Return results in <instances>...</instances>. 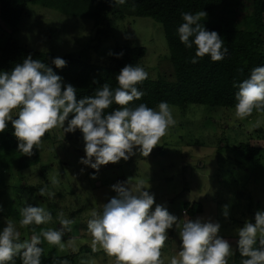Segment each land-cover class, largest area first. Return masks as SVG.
Instances as JSON below:
<instances>
[{"label":"rangeland","instance_id":"obj_1","mask_svg":"<svg viewBox=\"0 0 264 264\" xmlns=\"http://www.w3.org/2000/svg\"><path fill=\"white\" fill-rule=\"evenodd\" d=\"M43 1L27 6L14 34L0 22V49L13 41L36 52L74 56L84 62L106 66L114 48L142 47L145 55L139 66L148 72L147 79L166 77L172 81L173 67L159 23L132 14L110 13L107 16L108 38L97 44L91 21L44 7ZM236 1L230 0L215 8L203 19L205 24L250 31L244 17L252 16V0H239L240 6ZM170 108L176 123L148 157L136 152L127 161L121 159L116 164L101 166L98 172L79 162L85 157L79 129L66 134L60 128L50 131V139L38 148L39 164L20 172L15 169L0 172L3 182L0 185V230L11 221L21 233V242L30 240L41 230L59 228L56 217L63 211L67 219L74 221L71 232L65 233L64 241L75 238L79 250L62 252L58 246L43 241L41 245L46 256L73 255L72 264H81V261L112 264L102 250L92 252L87 221L94 210L99 211L102 204L116 195L112 185L130 179L133 184L143 181L146 187L150 186L147 190L154 194L155 202L165 205L171 214L181 219V223L197 216L219 221L220 235L230 241L234 254L238 239L236 229L243 226L246 219L254 223L256 211H264V123L254 127L258 119L264 122V113L253 112L246 119L238 120L234 116L235 109L197 105L186 109ZM17 111L13 112V117ZM239 144H250L259 149L256 167L247 166L236 155L234 148ZM52 177L59 180L55 187L51 183ZM45 186L55 192V198L50 200L38 195V190ZM185 203H200L203 212L190 217L184 212ZM29 204L45 207L53 220L21 228L20 210ZM225 204L230 205L227 220L222 216ZM178 232L175 226L169 230V238L161 250L165 264H169L171 257L179 251ZM233 260L232 255L229 264H233Z\"/></svg>","mask_w":264,"mask_h":264},{"label":"clouds","instance_id":"obj_2","mask_svg":"<svg viewBox=\"0 0 264 264\" xmlns=\"http://www.w3.org/2000/svg\"><path fill=\"white\" fill-rule=\"evenodd\" d=\"M125 3L126 0H114L115 5ZM181 15L183 23L177 29L180 42L189 49L193 45L196 47L190 62L195 64L206 55L213 62L223 60L228 51L223 39L200 23L207 13L203 10ZM116 55L119 58L123 54ZM51 63L56 68H63L67 61L56 57ZM147 78L148 72L143 67L126 65L115 78L118 87L114 90L104 83L94 96L77 99L74 85L66 84L51 67L29 54L11 71L0 72V133L11 122L13 135L18 140L17 151L32 156L33 149L42 145L46 133L56 128L62 129L64 134L79 129L85 152L79 162L96 172L109 163L116 164L121 159L127 161L136 152L148 157L176 121L167 102H160L158 110L145 104L135 108L129 106L144 95L137 85ZM233 86L238 88L235 93L236 119L244 120L254 110L264 113V66L253 68L247 79ZM113 103L119 107L106 114L105 110ZM14 111H17L15 119ZM262 123L258 119L254 127H260ZM92 178L95 179V175ZM51 183L55 187L59 180L52 177ZM149 187L143 181L133 184L130 179L111 186L116 195L102 204L99 211L94 210L87 221L93 253L102 250L112 264H165L161 250L169 238V230L175 226L179 229L180 245L169 264H229L233 248L230 241L220 235L219 221L197 216L181 223V219L171 214L165 205L155 202L154 194L147 190ZM38 195L51 200L56 194L45 186L38 190ZM229 209L228 204L222 206L225 220L230 216ZM20 216L21 228L53 220L45 207L32 204L22 208ZM56 219L59 228L41 230L39 235L33 234L30 240L22 242L17 227L8 221L0 230V264H14L17 256L22 264H41L43 241L58 246L62 252L76 253L79 247L75 238L64 241L65 233L71 232L74 221L67 219L63 211ZM236 235V249L244 258L241 264H264V211H256L254 223L246 219L243 226L236 229ZM257 241L259 247H255ZM60 264H69V261L61 260ZM81 264L87 262L81 261Z\"/></svg>","mask_w":264,"mask_h":264},{"label":"trees","instance_id":"obj_3","mask_svg":"<svg viewBox=\"0 0 264 264\" xmlns=\"http://www.w3.org/2000/svg\"><path fill=\"white\" fill-rule=\"evenodd\" d=\"M42 0H0V22L8 28L11 34L17 27L25 13L27 6ZM230 0H126L123 5H115L114 0H44L43 6L53 8L72 17H79L93 23L97 44L108 38L107 16L110 13L132 14L140 18H150L162 26L164 38L168 48L169 61L173 67L172 81L166 77L157 80H144L137 85L144 93L140 100L133 101L129 106L137 107L145 104L150 108H157L160 102H167L169 106L186 109L188 106L197 105L209 108L235 109V93L238 88L234 84L247 79L251 70L264 66V0H252V16L244 17L248 20L250 31L229 26L209 27L204 18L200 23L207 31H216L228 49L225 58L213 62L210 56L191 63L195 56L196 47L186 48L180 42L177 32L182 20V13L195 14L205 11L207 16L212 11L227 4ZM236 3L241 4L237 0ZM240 6V5H239ZM238 8V7H237ZM109 55V64L106 66L84 62L74 56H58L50 53H40L22 47L16 42L8 41L0 49V71H11L17 63H22L29 54L33 59L46 63L53 71L61 76L64 82L71 83L77 88V99L85 96H94L98 88L104 83L109 84L114 90L118 87L116 76L126 65H138L145 55L142 47L119 46ZM122 53L117 58L116 54ZM60 57L67 61L63 68H56L51 63L53 58ZM119 107L115 103L105 110L109 113ZM253 112H256L255 110ZM14 119L16 117H13ZM14 129L11 122L3 133H0V172L15 169L20 172L39 164L38 149H33L32 156H26L17 151L18 140L13 135ZM78 136H82L79 131ZM50 139L46 133L43 142ZM236 155L244 163L254 168L259 161V149L250 144H239L234 148ZM0 179V185H2ZM184 212L190 217H195L203 212L200 203H185ZM44 249L42 245H40ZM255 247H259L258 241ZM73 263L74 256L53 255L46 256L45 251L41 256V264H60L61 260ZM233 264H241L243 257L234 249ZM14 264H22L19 256L14 257Z\"/></svg>","mask_w":264,"mask_h":264}]
</instances>
